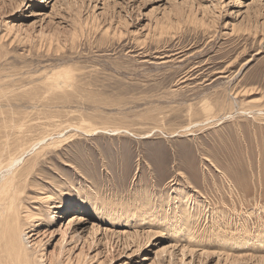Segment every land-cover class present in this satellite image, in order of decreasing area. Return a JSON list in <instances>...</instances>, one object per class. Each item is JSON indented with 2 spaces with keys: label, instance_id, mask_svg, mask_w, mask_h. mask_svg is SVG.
Segmentation results:
<instances>
[{
  "label": "rangeland",
  "instance_id": "rangeland-1",
  "mask_svg": "<svg viewBox=\"0 0 264 264\" xmlns=\"http://www.w3.org/2000/svg\"><path fill=\"white\" fill-rule=\"evenodd\" d=\"M50 1L0 0V72L28 134L67 138L26 187L53 218L24 236L42 264H264V0ZM61 67L72 82L50 92ZM67 188L126 213L73 243L97 218L52 208Z\"/></svg>",
  "mask_w": 264,
  "mask_h": 264
},
{
  "label": "bare ground",
  "instance_id": "bare-ground-1",
  "mask_svg": "<svg viewBox=\"0 0 264 264\" xmlns=\"http://www.w3.org/2000/svg\"><path fill=\"white\" fill-rule=\"evenodd\" d=\"M14 36H12V37H14ZM15 38H14V40H15ZM148 40H149V38H148ZM11 43H12V41H11ZM58 43L59 42H57V44ZM65 64H67V63H65ZM65 69L66 68H62L60 70L56 69L57 71L53 72V75L50 78L46 77L48 79L44 83L45 87H46L45 89H47L50 92H55L57 90L64 91L63 90L64 87L70 85V83L72 82V76H74L73 75L74 73L71 74L72 70L69 71L70 72V75H69L67 73L68 71L65 70ZM69 69H71V68H69ZM0 71H2V70H0ZM14 74L16 75V73H14ZM5 75L6 74H2V72H0V264H42V262H43L42 253H39V254L37 253V251H38V250H36L37 246L33 247L32 245H28V242L26 241V238H24V236L26 234H28V232H29V235H30L28 237L33 236L35 234L36 228H38L40 225H44V226L52 225L53 218L51 217L52 215L51 216L47 215V217H45L41 213V209H38L39 207L37 208V207L29 206V205L27 206V204H26V201H27L26 200L27 199V197H26V187H27V184H28L29 176L31 175L32 171L35 169V167L37 166L39 161L43 160V158H44L43 156H45L46 151L48 152V149L51 148V146H54L57 143L63 142L62 140L65 139L64 136H65L66 133L65 132L63 133V132L59 131L58 132L59 135L56 136V137H52L51 136L52 133L51 134L48 133L46 135H40V136H38L36 138H32L28 133L34 127L33 124L37 123V122H34L33 124L31 122H29V120L27 119V116H26V112L24 111L26 109H24V107L21 106V104L18 103V101L20 100V96L21 95L20 94L10 93V90H8V87H7V84H6V81H8V80H6V78H5L6 76ZM12 76H14V75H12ZM46 78H45V80H46ZM11 80H10V82H11ZM10 82H9V84L11 85ZM34 85H36V83ZM37 85H39V84H37ZM28 87H30V86H28ZM69 87H71V86H69ZM22 89H23V87H22ZM18 91H20V89ZM60 91H59V93H61ZM17 92H15V93H17ZM34 92H37V91H34ZM43 97H44V95H43ZM11 100H12V103H11ZM30 103L32 104V103H35V102H30ZM44 106L45 105H43V107ZM49 109H50V107H49ZM210 110H211V107L207 108L206 109V114H208L209 112L211 113ZM84 123H87V122H84ZM89 124H91V123L89 122ZM57 125H58V123H57ZM80 125L81 124H79V126ZM74 126L77 127L76 125H74ZM87 126H88V124H87ZM68 127H70V126H68ZM70 128H72V127H70ZM81 128H83V127H81ZM96 128H98V127H96ZM96 128L91 127V130L93 129V130L97 131ZM62 129H63V126H62ZM115 129H117V128H115ZM46 130H48V129L46 128ZM98 130H101V129H98ZM103 130H105V128ZM112 131H115L114 128H113ZM52 132H54V131H52ZM73 133H75V132H73ZM72 134H70V135L73 136ZM67 136H68V134H67ZM71 136H69V137H71ZM47 137H49V138L47 139ZM66 139H65V141H67ZM58 147H59V145H58ZM52 151H53V149H52ZM33 176H35V175H33ZM57 178H59V177H57ZM87 187H90V186H87ZM69 188L62 190V192L60 191V193L56 196L58 200L56 201V204L52 205V208H61L64 205H66V203L68 204V201H73V204L77 208V209H75L76 211L77 210H81V211L83 210L84 213H89V214H91L92 217L97 218L96 219L97 223H95V220L92 219L93 221L90 223V228L88 230L87 229L86 230L85 229H82V230L81 229H76V230L73 231V234L70 237V240H72L73 243L78 242L79 240H82L83 237H90V239L93 240V238L95 237V235L97 234V231L99 229L98 227H95V226L100 225V220H102L104 222H110L111 225H114L116 223H119V221H120L119 218H121L120 216H122L121 214L126 213V211H125L126 208L125 207L124 208L116 207L114 204L107 205V206L106 205H100L96 201L97 199L96 200L93 199L94 197H92V196H86V193L80 191V189L79 190L78 189L70 190ZM50 199H51L50 194H46L44 197L42 196L40 198V200L43 202V204H46V205H47L48 201H50ZM187 204H188L187 202L181 203L180 201L179 202L176 201L171 207V210L174 211L172 213V215L175 216V218H176L175 220H176V222L178 224L182 225V222L184 223L186 218L189 221L191 220V218L188 216L189 208L182 209V207L184 205H187ZM33 210L36 211V212H33ZM46 210L47 211H44V212H47V214H48L50 212V208H47ZM146 211L147 210L144 209V208L142 210H140V212H139L140 213V215H139L140 218H137L138 221L139 220L140 221H144L145 220L144 213ZM166 213H168V212H166ZM123 216H124V214H123ZM126 217H129V215L126 216ZM74 218L76 220H73ZM84 218L85 217H83V215H77V216L72 217V218L70 217L69 223L73 222V221L74 222L75 221L76 222H82L84 220ZM98 219H100V220H98ZM137 219H135V221ZM132 220H133V218H132ZM126 221H128V220H126ZM138 221H136V222L138 223ZM111 231H113V230H111ZM85 232L87 233V235L83 236V233H85ZM174 234H175V232H174ZM146 235H148V234H146ZM227 237H229V236H227ZM84 241H85V239H84ZM77 255L80 256V253L77 254ZM49 261H50L49 264H62V262L60 261V259L58 257H56V259L53 260V261H52V259L49 260ZM82 261L80 259H78L77 261H75L74 264H82Z\"/></svg>",
  "mask_w": 264,
  "mask_h": 264
}]
</instances>
